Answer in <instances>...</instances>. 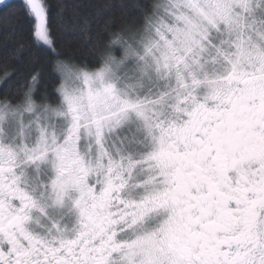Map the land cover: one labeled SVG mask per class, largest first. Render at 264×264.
Listing matches in <instances>:
<instances>
[{
	"label": "snow or ice",
	"instance_id": "snow-or-ice-1",
	"mask_svg": "<svg viewBox=\"0 0 264 264\" xmlns=\"http://www.w3.org/2000/svg\"><path fill=\"white\" fill-rule=\"evenodd\" d=\"M21 7L59 82L0 79V264H264V0H153L95 65Z\"/></svg>",
	"mask_w": 264,
	"mask_h": 264
},
{
	"label": "trees",
	"instance_id": "trees-1",
	"mask_svg": "<svg viewBox=\"0 0 264 264\" xmlns=\"http://www.w3.org/2000/svg\"><path fill=\"white\" fill-rule=\"evenodd\" d=\"M21 3L22 0H12L11 7L0 8V79L4 70L21 81L27 80L32 70H39L43 77L37 94L54 98V88L59 82L54 58L33 42L32 20L26 16ZM47 3L53 34L64 53L63 58L95 65L103 54L101 49L108 43V33L135 27L132 21L153 0H47Z\"/></svg>",
	"mask_w": 264,
	"mask_h": 264
},
{
	"label": "rangeland",
	"instance_id": "rangeland-1",
	"mask_svg": "<svg viewBox=\"0 0 264 264\" xmlns=\"http://www.w3.org/2000/svg\"><path fill=\"white\" fill-rule=\"evenodd\" d=\"M10 1H12V0H7L8 3H9Z\"/></svg>",
	"mask_w": 264,
	"mask_h": 264
}]
</instances>
